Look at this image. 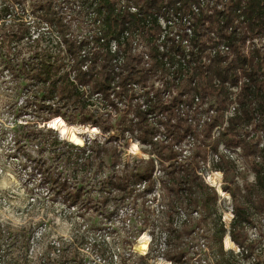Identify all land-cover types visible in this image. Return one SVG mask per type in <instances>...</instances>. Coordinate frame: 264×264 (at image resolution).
Wrapping results in <instances>:
<instances>
[{
    "label": "trees",
    "instance_id": "trees-1",
    "mask_svg": "<svg viewBox=\"0 0 264 264\" xmlns=\"http://www.w3.org/2000/svg\"><path fill=\"white\" fill-rule=\"evenodd\" d=\"M25 1L0 0V69L13 71L26 79V86L22 90L26 94L22 95L18 109L23 111L28 108L32 118H38L43 126L49 119L59 117L69 125L95 127L102 134L112 130L117 137L123 136L125 132L135 134L138 142L148 146L149 154L153 156L144 161L135 160L131 166L124 164L122 173L111 171L98 180L92 179L91 184L97 192L118 194L116 199L120 202L119 208L128 204V209L132 210L136 206V198L152 190L154 179L151 176L156 160L160 171L156 179L160 191L157 204L161 210L165 208L170 212L162 222L164 225L159 227V231L164 234L163 245L172 236H188L195 230L201 235L208 224L214 227L216 239L220 241L225 232L231 238L234 228H243L248 224L250 212L246 205L231 208L232 217L228 228L220 220L216 206L218 197L214 189L204 183L198 170V163L205 159L207 150L201 147L186 156L181 155L183 140H192L196 135L199 140L212 138L209 137V131L217 125L216 116H223V107L219 106L221 101L217 97L228 99V87L236 85L239 77L237 71L241 70L244 80L235 94V111L226 117L224 127L235 130L241 136L240 143L236 145L242 146L253 157L249 167L253 180L239 192L238 198L252 206L251 197L256 195L258 210L264 215V146L257 147L256 136L257 131L264 136V0H204L205 6L200 7L195 14L190 12V7L198 5L199 0H124L125 5H137L139 15L130 13L126 8L121 9L119 5L115 6V0H30L29 6L24 9L21 3ZM17 6L23 8L18 10L19 13L15 11ZM166 7L181 14H191V43L197 48L195 60L200 58L206 48L216 46L220 41L226 46L223 53H216L204 66L188 69L183 87L167 99L162 96L164 87L158 88L152 84L157 69H146L140 61L141 56L127 50L132 34L148 16L150 27L140 36L147 45L148 55L157 58L159 54L152 44L154 34L158 31L155 15ZM23 10L28 11L34 20H26L27 12ZM74 12L77 17L90 16L88 18L93 21L101 19L108 21V24L104 29L86 30L81 34L71 19ZM32 22L35 23L34 27L30 24ZM41 24H44L45 32L37 30ZM124 32L127 35H123ZM52 33L56 38L53 42L48 39ZM253 38L261 43H253ZM111 41L116 48L121 43L125 45V51L120 50V63L115 60L118 50L110 51ZM159 70L163 73V69ZM212 79L218 81V89L214 103L208 104L204 110L212 109L214 115L206 129L197 130L186 120V116L194 112L191 108L192 94L200 99L209 95L215 88L211 85ZM40 113L44 114L43 117L39 116ZM116 115V119L109 122ZM15 127L16 124L10 128L17 131ZM31 130L34 133L20 135L23 141L32 143L43 135L37 126ZM45 131L50 133L53 130L46 127ZM14 141L18 142L16 139ZM53 142H61L72 151L71 156L67 157V165L78 162L81 157L87 158L81 162V168L86 169L89 175L86 181L102 167L99 155L104 149L93 137L84 139L81 145L63 139H54ZM112 150L109 165L114 167L118 158ZM210 150L216 151V143ZM180 155L183 159L179 158ZM57 156L64 159L62 154ZM192 159L196 164L192 163ZM164 162L166 164L162 166ZM211 166L220 170L233 165L223 154H219ZM61 174L62 171L45 173L42 178L46 186L53 193L61 194L66 203L74 205L84 199L81 185L72 188ZM141 182H144L142 188L135 189ZM100 196L104 203L108 201L106 195ZM93 198L96 199V196ZM128 198L131 204L124 202ZM139 204L145 212H151L143 205V200ZM180 211L183 219L177 222L176 215ZM192 212L197 214L195 222L191 218ZM199 240L203 246L202 238H198L197 242ZM94 242L91 239L89 246L97 251L100 246ZM193 247V242L188 239L185 251L177 246L176 251L167 255V258L177 264L185 261L186 254H189L187 260H190L196 254ZM49 248L58 250L53 244H49ZM102 254L100 252L99 257L103 260ZM199 261L204 262L203 258Z\"/></svg>",
    "mask_w": 264,
    "mask_h": 264
},
{
    "label": "rangeland",
    "instance_id": "rangeland-1",
    "mask_svg": "<svg viewBox=\"0 0 264 264\" xmlns=\"http://www.w3.org/2000/svg\"><path fill=\"white\" fill-rule=\"evenodd\" d=\"M29 3L30 0H27L21 4L25 9ZM121 3L126 2L115 0V6ZM74 4L77 2L74 1ZM15 8L17 13H19L18 10L23 9L18 6ZM24 12H27L25 13L26 20L29 22L34 20L28 11ZM88 17L90 16L77 17L76 12L71 14L77 32L83 34L86 30L104 29L108 24V21L101 19L93 21ZM33 23L30 24L33 25ZM41 25L37 27V30L45 32L44 24ZM33 27H30V33ZM48 39L52 42L56 40L54 33ZM252 41L257 45L261 43L257 38H253ZM127 50L137 54L130 49ZM183 85V79L180 78L175 90L182 88ZM25 86V78H20L13 71L0 69V264H42L43 262L52 264H173L168 260L167 255L174 253L177 246L185 251L188 239L193 242V250L196 254L190 260H187L189 254H186L185 261L182 260V263L177 262V264H264V215L258 210V197L256 195L252 196L253 199L251 197L252 206L241 202L238 198L239 192L248 187L247 185L253 180L249 168L253 157L246 150L240 155L243 168L237 169L234 166L222 168L217 173H211L212 175L207 180L217 188L218 192L214 190L216 196L220 194V198L219 195L217 196L219 200L216 201V206L220 220L223 221L225 227L228 228L229 213L227 210L230 207H245L246 205L250 212L249 223L243 228H234L231 238L225 232V236L223 235L220 241L216 239L214 227L208 224L203 228L201 235V232L195 230L188 236L180 235L178 238L172 236L169 237V242L163 245L164 234L159 231V227L164 225L162 222L170 212L165 208L161 210L157 204V194L160 193L156 180L160 176L159 162L156 160L153 162L155 168L151 176V179H154L152 190L142 195V199L136 198V206L132 210L128 209V204L119 208L120 202L116 199L118 194L109 191L105 194L104 191L99 193L91 184L92 179L98 180L111 171L115 174L122 173L124 164L131 166L135 160L144 161L148 157H153L149 154V147L139 143L135 134L130 135L125 132L123 136L118 135L117 137L114 130L102 134L95 127L69 125L59 117L49 119L43 126L38 118H32L28 113V108L23 111L18 109L22 95L26 94L25 91L22 92ZM215 92L214 88L209 95L201 99L199 106L193 110L194 112L190 113L192 121L189 123L197 130L202 131L209 124L201 122V119L204 108L214 103ZM217 98L221 101L219 106L223 107V116H216L215 124L217 125L209 131V137L212 138L199 140V136L196 135L192 140L185 139L181 143V149H183L181 155L186 156L201 147L207 150L205 159L197 162L198 170L202 175L205 170H214L208 154L215 143L216 149L217 147L219 149L220 144L225 148H230L240 143L241 136L235 130L224 127L225 107L228 100L224 97L223 99L222 96ZM43 115V113L39 114L40 117ZM117 115L109 122H113ZM209 121L211 122V118ZM14 124H16L17 131H12L10 128ZM34 126L41 129L43 135L32 143L23 141L20 135L34 133L31 130ZM44 127H50L53 131L49 133ZM117 129L120 127L117 126ZM161 133L160 131V136ZM91 137L100 142V146L102 145L104 149L99 155L103 164L94 176L86 181L89 175L85 168V170L81 168V162L87 158L81 157L78 162L67 165V157L71 156L72 151L61 142L56 144L53 140L63 139L81 145L84 139L90 140ZM36 142L37 144L34 145L33 143ZM202 144L204 145L201 146ZM112 149L118 158L114 167L109 165L112 159ZM56 154H62L64 159L58 158ZM181 155L179 158L183 159ZM192 163L196 164V161L192 159ZM165 164L166 162L162 166ZM57 171H62L61 176L72 188L81 185L84 199L78 200L74 205L66 203L62 200L61 194L53 193V190L46 186L42 175L56 174ZM142 184L144 185V182L137 184L135 189H141ZM100 194L106 195V201L108 199L106 203L101 200ZM95 196L96 199L93 198ZM141 200H143V205L151 210L150 213L141 209V204H139ZM124 202L131 204L130 198L125 199ZM159 209L160 212H158ZM196 216L197 214H191L193 222L197 221ZM176 219L179 221L181 216L176 215ZM198 238H202L203 246L197 245L200 242V240L197 242ZM91 239H94V243L100 246L97 251L89 246ZM49 244L55 245L58 250L48 249ZM100 252L103 253V260L99 257ZM200 258H203L204 262H200Z\"/></svg>",
    "mask_w": 264,
    "mask_h": 264
},
{
    "label": "built area",
    "instance_id": "built-area-1",
    "mask_svg": "<svg viewBox=\"0 0 264 264\" xmlns=\"http://www.w3.org/2000/svg\"><path fill=\"white\" fill-rule=\"evenodd\" d=\"M205 2L204 0H199L198 5H191L190 12L197 13L198 9L200 7H204ZM119 7L121 9L126 8L130 13H134L136 15H139V7L135 4L129 3L128 5H125L124 3L119 4ZM151 10V9H150ZM154 13V12H151ZM155 15V13H154ZM190 13H179L174 12L171 8H164L162 9L161 13H157L155 15V24L158 26V31L154 34V38L152 41V44L154 48L157 50L158 54L156 59H153L148 55L147 52V45L143 42L140 33H145V31L150 27V19L147 16L144 23L141 24V26L134 31L130 38L129 43V49L132 52H136L139 56H141L140 61L142 65L146 69H157L156 74L154 75L155 81L152 84L154 87L163 88L162 96L163 98L167 99L170 96L174 95L176 90L175 87L177 86L178 81H180V78L184 79L188 74V69H195L198 68V66H204L207 64L216 53H223L226 50V46L223 41H220L218 45L208 47L206 48L201 54L200 58L198 60H195L196 56L194 54L197 53V48L191 43L192 38V25L190 23ZM123 35H127V32H124ZM110 45V51L118 50L116 59L117 63H120L122 61L121 51H123L125 48V45L123 43L120 44L119 48H116L113 41L109 43ZM141 48H143L141 50ZM157 61V63L155 62ZM114 69H117L115 67ZM159 69H164L163 74ZM179 69V70H177ZM237 73L239 74V77L237 78L236 85H231L228 87L229 90V96H228V103L225 109V119L227 116L231 115L235 111L236 103H235V94L238 90L239 85L244 80V76L242 75V71L238 70ZM158 75V76H157ZM157 76V77H156ZM158 78V79H156ZM211 85L215 87V89H218V81L216 79L211 80ZM139 92L140 89H137ZM151 94V92H150ZM196 95L192 94V104L191 108L192 111L196 109V107L199 106L201 99ZM205 109V108H204ZM214 112L212 109H207L206 111H203L201 122H210L209 119L213 117ZM212 116V117H211ZM224 119V122H225ZM186 120L188 122L192 121V118L190 115L186 116ZM199 126V125H197ZM256 136L258 137L257 140V147H263L264 146V136L260 133V131L256 132ZM219 149L217 147L216 151H210L208 154V157L210 159V163L216 161L218 159L219 154H223L224 157L228 158L232 165L237 168L241 169L243 168L241 165V153H244L246 149H244L240 145H235L234 147L225 148L223 145H219ZM202 167L203 164L201 163ZM219 170H205L204 174H200L202 180L204 183H206L208 186L213 187L216 192L217 188H215L213 183H210L207 179L212 175L211 173H217ZM220 189V187H219ZM222 192V190L220 189ZM219 198H220V194ZM217 195V196H218ZM217 198V202L219 200ZM225 207V206H224ZM232 207H230L227 212L229 213L228 221H230L232 217ZM224 212V211H223ZM191 214H196L195 212H192ZM181 216V219H183V213L180 211L177 215ZM179 219V220H181ZM177 221V219H175ZM178 222V221H177ZM199 246H202V242L198 243ZM202 262V261H201Z\"/></svg>",
    "mask_w": 264,
    "mask_h": 264
}]
</instances>
